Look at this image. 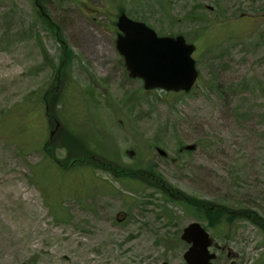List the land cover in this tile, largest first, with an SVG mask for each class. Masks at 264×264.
<instances>
[{"label":"rangeland","instance_id":"1","mask_svg":"<svg viewBox=\"0 0 264 264\" xmlns=\"http://www.w3.org/2000/svg\"><path fill=\"white\" fill-rule=\"evenodd\" d=\"M121 12L196 47L192 92L128 77ZM68 132L91 155L150 166L220 223L93 163L60 168L48 154L64 163ZM263 193L264 0H0V264H185L179 237L194 221L213 264H264V236L239 214L264 219Z\"/></svg>","mask_w":264,"mask_h":264},{"label":"water","instance_id":"2","mask_svg":"<svg viewBox=\"0 0 264 264\" xmlns=\"http://www.w3.org/2000/svg\"><path fill=\"white\" fill-rule=\"evenodd\" d=\"M115 26V48L123 58L128 77L140 79L144 90L188 93L194 87L198 78L192 58L195 46L187 43L183 36H158L143 22L134 21L125 13L117 17ZM157 151L166 156L163 151ZM180 239L188 244L183 253L186 264H212L215 257L209 252L212 240L199 223L186 225Z\"/></svg>","mask_w":264,"mask_h":264},{"label":"trees","instance_id":"3","mask_svg":"<svg viewBox=\"0 0 264 264\" xmlns=\"http://www.w3.org/2000/svg\"><path fill=\"white\" fill-rule=\"evenodd\" d=\"M154 1V0H150ZM40 13V12H39ZM128 16H135L136 20L145 22V17L142 16H137L131 13H127ZM40 15L44 17L45 21L49 25V27L54 26L51 23V20L48 17L43 16L41 13ZM133 18V17H132ZM135 19V18H134ZM146 23V22H145ZM61 44L64 45L63 42ZM44 99V98H43ZM44 106L46 107L47 104L44 103ZM47 115L48 111H47ZM65 133V131H64ZM77 134H71V133H66L63 135L60 141V146L62 149L65 150V161H70V164L68 166H63V161L56 160L54 156L49 153L48 155L50 156L49 159L57 166L60 168L64 169H70L71 166H74L76 164H79L81 161H84L85 163H93L94 167L97 168H102L103 170H112L111 173H114V177L117 175L119 178H116L117 181L123 183H133V184H144L147 187H150L152 189H155L157 191H160L164 197V199H173L176 202H183L187 204V208L192 211V214L196 218H203L207 222L208 225L212 226V223H215V220L212 222V219L217 220V224L220 223L219 220V215H222V212H218L212 209L213 205L210 203H207L205 201H197L196 199L193 198H187L186 195L183 193H176L173 192L171 188H169L168 184L163 180V178L157 174L154 169L149 167H132V168H126L124 165L119 164L118 162H115L110 159H103L98 157L95 154H90L86 151L87 149V144L83 139H80L77 136L76 141L74 142L73 138L76 137ZM75 143V145H74ZM47 149L46 151H48ZM51 152V151H49ZM83 164V163H82ZM80 164L79 166H81ZM71 165V166H70ZM139 182V183H137ZM170 197V198H169ZM215 207V206H214ZM250 217L255 219V215L253 213H248ZM225 220L224 223H228L229 220H231V216L228 214H225ZM223 223V222H222Z\"/></svg>","mask_w":264,"mask_h":264},{"label":"flooded vegetation","instance_id":"4","mask_svg":"<svg viewBox=\"0 0 264 264\" xmlns=\"http://www.w3.org/2000/svg\"><path fill=\"white\" fill-rule=\"evenodd\" d=\"M263 196H264V193H263ZM248 219H250L249 217H247ZM264 236V219L259 217L258 215H256L255 219L251 220L250 221ZM217 246H215V244L213 243L212 244V248H216ZM216 250V249H215ZM216 254V253H215ZM216 255L214 257L213 260L216 259Z\"/></svg>","mask_w":264,"mask_h":264}]
</instances>
